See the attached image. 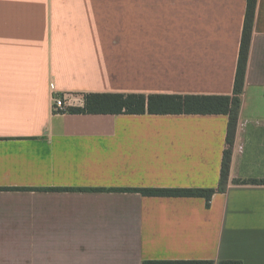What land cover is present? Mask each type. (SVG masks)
Segmentation results:
<instances>
[{"label": "crops", "instance_id": "obj_1", "mask_svg": "<svg viewBox=\"0 0 264 264\" xmlns=\"http://www.w3.org/2000/svg\"><path fill=\"white\" fill-rule=\"evenodd\" d=\"M248 0H0V264H264V0L225 192V114L56 112L88 93L231 95ZM246 181V182H244Z\"/></svg>", "mask_w": 264, "mask_h": 264}, {"label": "trees", "instance_id": "obj_2", "mask_svg": "<svg viewBox=\"0 0 264 264\" xmlns=\"http://www.w3.org/2000/svg\"><path fill=\"white\" fill-rule=\"evenodd\" d=\"M258 0H248L244 21L240 55L231 95H182V94H123L88 93L84 105L68 107L71 113L104 114H225L228 116L226 148L223 155L221 176L216 188H129L146 196L204 197L207 205L216 192H225L229 182L233 146L236 138L241 94L244 89L250 43ZM246 182V181H244ZM251 182H264L251 180ZM144 264H242L239 260H190V261H146Z\"/></svg>", "mask_w": 264, "mask_h": 264}, {"label": "built area", "instance_id": "obj_3", "mask_svg": "<svg viewBox=\"0 0 264 264\" xmlns=\"http://www.w3.org/2000/svg\"><path fill=\"white\" fill-rule=\"evenodd\" d=\"M68 107V98L60 95L54 97V110L56 112H65L67 111Z\"/></svg>", "mask_w": 264, "mask_h": 264}]
</instances>
